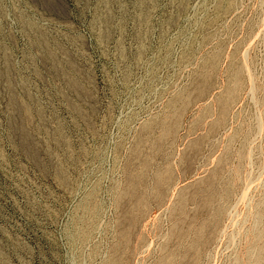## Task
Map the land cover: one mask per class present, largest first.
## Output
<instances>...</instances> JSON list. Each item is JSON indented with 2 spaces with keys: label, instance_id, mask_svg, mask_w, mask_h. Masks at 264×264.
<instances>
[{
  "label": "rangeland",
  "instance_id": "374dc122",
  "mask_svg": "<svg viewBox=\"0 0 264 264\" xmlns=\"http://www.w3.org/2000/svg\"><path fill=\"white\" fill-rule=\"evenodd\" d=\"M0 264H264V0H0Z\"/></svg>",
  "mask_w": 264,
  "mask_h": 264
}]
</instances>
